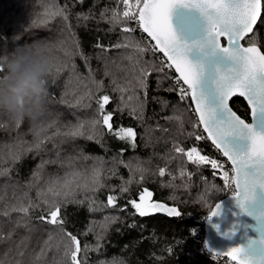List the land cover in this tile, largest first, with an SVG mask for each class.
I'll list each match as a JSON object with an SVG mask.
<instances>
[{
  "label": "trees",
  "instance_id": "1",
  "mask_svg": "<svg viewBox=\"0 0 264 264\" xmlns=\"http://www.w3.org/2000/svg\"><path fill=\"white\" fill-rule=\"evenodd\" d=\"M57 0H0V54L10 53L17 45L40 42L50 46L53 55H60L61 45L80 51L88 58L92 76L95 81H103L104 87L97 90L91 80L84 83L91 88L94 96L91 100L85 98L77 104L71 95L64 97L69 80V71L60 72L55 78L50 76L48 92L42 101L40 115L34 122L29 118L16 122L7 114L0 111V149L8 152V146L17 140L32 143L34 133L42 125L55 121L61 131L65 126L76 125L85 122L84 135L76 137H55V143L45 142L44 149L40 152L31 151L14 166L6 161L5 167L12 168L9 177L0 176V187L14 182L26 184L32 178L33 171L42 161H54L45 163L41 171L42 181L50 178L64 177L71 170L89 172L93 167L102 168L101 180L104 187L92 192L83 188H76L68 197L67 202L61 199L63 217L66 221L64 229L76 235L82 246L88 245L90 249L97 245L98 235L103 238L99 241V251L89 250L86 253V264H217L201 252V241L204 236L203 221L212 206L221 199L222 192L217 193L209 206L200 202L201 194L212 191V185L222 190L219 180L214 176L210 166H200L187 162V158L176 154L173 144L177 143L186 150L196 147L202 154L211 156V144L208 141H196L189 137L193 131L192 125L197 118L192 111L190 99L181 100L177 91H171L176 77L173 70L166 69L165 73L152 72L147 78V89L135 87V95L131 101L128 96L133 91L124 94V100L128 106L121 103V93L111 86L110 78L105 77L104 68L107 62L116 73L117 78L124 82V78L131 81L134 87L136 81L132 72L135 61H129L125 57L133 55V49L111 47L117 42H123L125 37L144 47L146 51L137 56L140 63L160 65L165 58L157 51L152 50L151 41L142 33L136 31L123 33L124 26L131 28V22L114 24L109 19H102L101 13L107 9V18L112 15V10L123 12V4L117 0H58L60 8L67 5L68 24L70 29H65L60 17L51 20L45 25L40 24L42 13ZM78 14H82L78 18ZM86 16L87 19L83 17ZM254 35L258 40V46L264 51V8L254 28ZM18 37V39H17ZM78 42L79 48H76ZM97 44L103 45L106 51H101ZM244 46L247 41H242ZM76 65L77 73L82 77H88L89 69L85 67V60L80 55L72 57ZM120 65L125 71L117 70ZM166 79L158 84L161 76ZM76 87V81L69 86ZM80 88V92H84ZM146 92V95H145ZM109 95L111 103L106 106V111L113 112V128H132L137 133L136 146L133 148L128 143L109 135L106 129L98 128L95 132L90 130L87 122L97 114L96 96ZM62 97L68 102H61ZM138 97V100H137ZM142 102V109L138 105ZM122 107L123 111H118ZM131 107H137V114L132 115ZM230 107L244 120H249V110L246 103L238 97L230 101ZM181 117L183 127L176 119L169 120L173 116ZM55 129H48L42 135L52 136ZM198 134L200 130H197ZM92 135V139L88 136ZM121 150L123 152L121 153ZM123 160L125 164H115V161ZM181 161H184V169L193 175L189 179L179 177ZM115 164L116 174L113 169ZM137 167L143 172L137 171ZM165 168L163 177L158 175V169ZM177 178L174 185L170 186L172 177ZM143 175V180L140 176ZM201 177L206 181L203 182ZM132 180L131 184L127 182ZM186 184L187 187L180 185ZM121 187H128L127 193L120 191ZM144 189L152 193L146 197L148 203L152 201L164 202L171 206H177L181 212L180 217L169 218L159 215L139 216L136 210L127 201L136 199ZM37 189H31L29 195L36 199ZM117 196V207H105L107 196ZM12 195L11 188L5 193ZM93 208V211L89 209ZM121 209H124L123 211ZM41 214L39 209L32 212L31 224L34 230L28 242V251L38 250L37 242L47 239L49 231H54L51 225H40L36 219ZM16 214L13 213V219ZM114 219L115 222L102 228L105 218ZM4 222V231L11 228L6 218H0ZM89 229H92L89 231ZM27 234L26 229H18L13 237L18 241ZM12 247L9 243H0V256ZM14 255V253H13ZM54 253L49 252L47 259L50 261Z\"/></svg>",
  "mask_w": 264,
  "mask_h": 264
},
{
  "label": "snow or ice",
  "instance_id": "2",
  "mask_svg": "<svg viewBox=\"0 0 264 264\" xmlns=\"http://www.w3.org/2000/svg\"><path fill=\"white\" fill-rule=\"evenodd\" d=\"M83 3L84 0H79ZM123 4V12L112 10L110 18L106 17L107 9L101 13L102 19H109L114 24H122L124 21L133 20L139 29L147 34L152 44V50L161 53L165 60L159 66L147 62L141 64L136 57L142 55L146 49L138 43L125 37L123 42H117L111 47L131 48L133 55L125 57L129 61H135L132 72L136 84L131 87V81L126 77L124 82L117 78L116 73L109 64L105 63L104 75L110 78L111 86L121 93V103L128 106L124 100V94L133 91L128 96L131 101L135 95V87L147 89V78L152 72L165 73L166 69H174L177 74L173 87L169 90L178 91L180 99H190L194 105L192 111L197 120L192 125L193 131L188 133L196 141L208 140L214 149L226 158L231 164V176L227 170L222 171L221 179L224 189H218L212 185L210 194H201L200 202L209 206L212 198L219 192L227 190L239 209L238 215L250 217L255 221L254 225L242 223L237 220L231 228L224 233L228 239H232L237 231L243 229L244 243L235 244L222 251H211L217 256L223 255L228 258L229 264H264V51L258 46V40L254 35V26L261 16L264 8V0H117ZM57 3L47 7L41 15L40 24L45 25L51 20L60 17L64 22L65 29H70L68 24L67 5L60 8ZM183 9L182 12L174 10ZM82 14H78V18ZM87 19L86 16L83 17ZM123 33L136 31L135 28L124 26ZM18 39V37H17ZM242 41H247V47ZM101 51H106L103 45L97 44ZM50 54L49 74L55 78L60 72L68 70L69 80L64 97L71 95L77 104L85 98L91 100L94 96L91 88L85 80H91L97 90L104 87L103 81H95L88 58L80 51L61 45L60 55H53L50 46H47ZM76 48H79L76 42ZM7 52L0 54V76L4 72V63L8 58ZM80 55L85 60V67L89 69L88 77L80 76L76 71V65L72 57ZM117 70L125 71L120 65ZM166 75L161 76L157 83H162ZM76 87L70 88L73 81ZM84 92H80V88ZM146 95V92H145ZM242 97L250 110L251 122L242 119L231 107L229 101L235 97ZM138 100V97H137ZM61 102L68 101L62 97ZM97 114L89 122L90 130L95 132L98 128L107 130L120 141L128 143L135 148L137 133L132 128H113V112L106 111V106L111 103V97L107 94L96 96ZM142 109V102L138 105ZM118 111H123L118 107ZM132 115L137 114V107H131ZM169 120L176 119L183 127L182 118L173 116ZM20 121H16L17 127ZM61 131L55 121L42 125L34 133V140L28 144L17 140L8 146V152L0 149V176L10 177L12 168L5 167L6 161L11 165L20 162L28 152H40L44 149L45 142L55 143V137H76L84 135L85 122L76 125L65 126ZM48 129H55L52 136L42 135ZM201 130L198 134L197 130ZM0 130H3L0 128ZM206 134V135H205ZM92 139V135L88 136ZM176 154L187 158V162L200 166H210L214 174L224 169V164L217 159L202 154L196 147L185 149L177 143L172 149ZM123 150H121V153ZM45 163L54 161H42L33 171L32 178L26 184L14 182L0 187V218H6L12 226L7 232L4 231V222L0 220V243L12 245L6 253L0 256V264H86V253L89 250L99 251V241L102 235L97 237V245L90 249L88 245L81 244L78 237L64 229L66 223L63 217L61 199L67 202L76 188H83L92 192L99 191L104 187L101 180L102 168L93 167L89 172L71 170L64 177L50 178L43 181L41 169ZM115 164H125L123 160L115 161ZM115 164L110 169L116 174ZM184 161H181L179 177L189 179L193 175L184 169ZM137 171L143 169L137 167ZM166 169L159 168L158 175L165 176ZM172 177L170 186L174 185L177 178ZM143 175L140 180H143ZM202 181L206 183L203 177ZM128 184L132 183L130 179ZM187 187L186 184L180 185ZM36 188V199L29 195L32 188ZM11 188L12 195L5 193ZM122 193L129 191L128 187H121ZM152 193L144 189L139 194V201L131 199L127 201L136 210L135 214L146 216L154 211H164L169 216L180 217L178 207H169L160 202L148 203ZM118 197L109 194L105 207H117ZM221 203H216L209 212L208 219L221 215ZM39 209L41 214L36 218L40 225H51L54 231H49L47 239L38 241V250L28 251V242L31 232L34 230L31 224L32 212ZM90 211L94 209L90 207ZM122 211L124 209H121ZM13 213L16 214L13 219ZM234 215H237L234 213ZM115 222L114 219L105 218L102 228L106 230L108 224ZM26 229L27 234L14 241L13 237L18 229ZM249 229L256 233L255 236L248 234ZM92 229H89L91 231ZM54 255L49 261L48 253ZM14 253V255H13ZM106 264V262H101Z\"/></svg>",
  "mask_w": 264,
  "mask_h": 264
},
{
  "label": "clouds",
  "instance_id": "3",
  "mask_svg": "<svg viewBox=\"0 0 264 264\" xmlns=\"http://www.w3.org/2000/svg\"><path fill=\"white\" fill-rule=\"evenodd\" d=\"M0 76V111L13 121H36L48 92L50 54L40 42L17 45Z\"/></svg>",
  "mask_w": 264,
  "mask_h": 264
},
{
  "label": "water",
  "instance_id": "4",
  "mask_svg": "<svg viewBox=\"0 0 264 264\" xmlns=\"http://www.w3.org/2000/svg\"><path fill=\"white\" fill-rule=\"evenodd\" d=\"M174 11L179 13V12H182L184 10L183 9H178V10H174ZM255 26H254V28H255ZM143 34L150 40V38L147 36V34H145V33H143ZM151 43L154 44L155 42L151 41ZM245 47H247V46H245ZM159 54H161V53H159ZM173 71H174V69H173ZM174 73H175V71H174ZM175 75H177V74L175 73ZM235 97L241 98L246 103V101L242 97H239V96H235ZM235 97H233V98H235ZM230 101H229V104H230ZM191 105H192V107H194L192 102H191ZM246 105H247V103H246ZM248 110H249V108H248ZM247 122H249V123L251 122L250 110H249V120ZM210 144H211V142H210ZM152 202H160V201H152ZM160 203H164V202H160ZM216 203H221V205H222L221 215L214 216L211 219H208L209 212L215 207ZM216 203L212 206V208L208 212L207 218H206V221H205V225H204V242H205V245H206L207 249L209 251L210 250L211 251H222V250H224L225 248H227L229 246L246 242V240L243 238V231H244L243 229H240L239 231H237L236 235L233 236L232 239H228L224 235V233L226 231H228L231 228L232 224L235 223L237 220H239L242 223L249 224V225H254L255 221L252 220L250 217L238 215L239 209L236 206L235 201L231 198V196L223 198V199L219 200ZM164 204H166V203H164ZM166 205H168V204H166ZM168 206L169 207H177V206H171V205H168ZM150 212L153 215H159V216H164V217H169V218H176L175 216L167 215L166 212H164V211H154V210L150 209ZM234 213H236L237 215H234ZM248 234L250 236H255L256 235V233L252 232L250 229H249ZM220 256L226 257V256H223V255H220Z\"/></svg>",
  "mask_w": 264,
  "mask_h": 264
},
{
  "label": "built area",
  "instance_id": "5",
  "mask_svg": "<svg viewBox=\"0 0 264 264\" xmlns=\"http://www.w3.org/2000/svg\"><path fill=\"white\" fill-rule=\"evenodd\" d=\"M133 2H134V0H133ZM123 10H124V6H123ZM130 22H131V28H135L136 32L143 34V32L139 29V27H138V25L136 24L135 21L130 20ZM168 70H173V69H168ZM177 93H178V96H179V92L178 91H177ZM204 141H208V140H204ZM211 149H212V153L213 154L211 156H209V157L217 159L218 161H220L221 163L224 164V169L220 170L219 172H217L215 174L213 172L214 176L219 180V182H220V184L222 186V190H223L224 189V182L221 179V174H222V171L227 170L229 172L230 176H231V165L229 164V162H227V160L220 153H218L214 149V147L212 145H211ZM229 196H230V193L227 192V190H224L222 192L221 199L229 197ZM206 218H207V216H206ZM206 218L203 221V226L205 225ZM200 250H201V252L205 253L211 261H213V262H215L217 264H229L228 258L222 257V256H217V255H215L213 253H210V251L207 249V247L205 245L204 236H203V240L201 241ZM232 264H235V262H232Z\"/></svg>",
  "mask_w": 264,
  "mask_h": 264
},
{
  "label": "flooded vegetation",
  "instance_id": "6",
  "mask_svg": "<svg viewBox=\"0 0 264 264\" xmlns=\"http://www.w3.org/2000/svg\"><path fill=\"white\" fill-rule=\"evenodd\" d=\"M151 203V202H150ZM149 211H150V209H149Z\"/></svg>",
  "mask_w": 264,
  "mask_h": 264
}]
</instances>
